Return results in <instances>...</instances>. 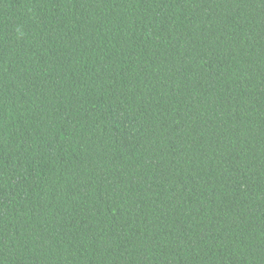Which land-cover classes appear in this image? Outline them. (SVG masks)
<instances>
[{"label":"trees","instance_id":"obj_1","mask_svg":"<svg viewBox=\"0 0 264 264\" xmlns=\"http://www.w3.org/2000/svg\"><path fill=\"white\" fill-rule=\"evenodd\" d=\"M0 264H264V0H0Z\"/></svg>","mask_w":264,"mask_h":264}]
</instances>
